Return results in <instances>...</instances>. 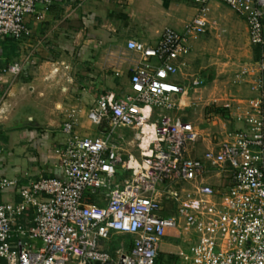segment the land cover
Instances as JSON below:
<instances>
[{"label": "built area", "instance_id": "1", "mask_svg": "<svg viewBox=\"0 0 264 264\" xmlns=\"http://www.w3.org/2000/svg\"><path fill=\"white\" fill-rule=\"evenodd\" d=\"M48 1L0 0V43L27 35L26 18L40 19L37 7ZM191 1L196 14L180 32L164 29L154 45L128 40L138 63L127 92L100 96L87 112L90 124L106 123L98 136L75 135L73 114L62 122L51 158L59 176L20 183L0 174V264H158L159 245L173 232L188 244L179 264H264V0ZM211 1L245 22L261 53L237 76L255 71L253 95L224 105L234 126L191 156L200 135L172 114L183 109L187 87L178 75L190 41L206 31ZM18 72L0 58V78ZM144 126L152 139L130 168L113 134Z\"/></svg>", "mask_w": 264, "mask_h": 264}, {"label": "crops", "instance_id": "2", "mask_svg": "<svg viewBox=\"0 0 264 264\" xmlns=\"http://www.w3.org/2000/svg\"><path fill=\"white\" fill-rule=\"evenodd\" d=\"M188 1L192 6L188 7V10L185 6L186 0H49L48 4L38 6L40 19L26 18L27 35L20 40L5 38L0 43V58L3 62L19 66L18 74H4L0 78V134L7 135L18 130L22 132L21 138H27V141L33 143L40 151L42 145L37 136L40 124H37L32 116L23 124L20 122L11 126L9 122L16 111L17 103L21 100H37L42 105L44 103V106L58 100L64 105L61 108L64 114L63 122L69 115H74L75 135L89 138L92 135L98 136L105 129V124L98 126L97 132L92 130L87 120V112L100 96L119 97L127 92L128 77L137 65L138 58L126 48V43L128 40H136L154 45L164 29L170 28L180 32L184 24L196 14L194 4L191 0ZM207 11H210V15L217 22H224L223 17L226 15L241 22L245 39L251 49V52L248 51L251 57L249 61L252 62L250 65L254 64L255 68L261 50L249 44L245 22L229 8L215 1L207 5ZM196 39L190 41L189 55L183 60L184 65L178 75L180 81H183L180 77L181 71L189 59ZM254 74L255 71L251 76L244 78L245 82L239 86L236 95L225 104L253 95L248 83ZM57 85L63 86V90H54L53 87L56 88ZM183 96L184 104L185 95ZM224 105L228 121L217 125L209 124L205 134L198 132L200 139L193 146L194 149L191 147L189 155H201L210 147L214 133L234 126L229 110L225 109ZM179 112L172 115L176 119L186 121ZM154 119L153 115L151 122ZM60 128L61 125L55 132V143L52 145L61 143ZM150 131L151 128L144 126L139 132V135L144 133L147 136V144L152 139ZM142 141L143 139L138 145L139 151L147 148L142 147ZM2 152L3 148L0 147V153ZM51 158V153L29 158L28 162L36 169L33 171L34 176L24 179L59 176ZM2 162L3 157L0 154V163ZM136 163L139 162L130 160L128 165L132 168L130 164L136 166ZM7 167V164L4 167L0 165L1 175L17 171L16 169L6 172ZM127 174L129 175V171ZM23 181L20 180V183ZM95 202L101 204L98 200ZM170 207L173 211V207ZM175 235L182 238L177 240L174 234L169 233L160 243L158 259L159 253L167 257L173 256L171 248L175 247L178 252L182 250L179 248L184 245L180 242L185 243L186 236L184 233ZM164 244L166 249L162 247Z\"/></svg>", "mask_w": 264, "mask_h": 264}, {"label": "rangeland", "instance_id": "3", "mask_svg": "<svg viewBox=\"0 0 264 264\" xmlns=\"http://www.w3.org/2000/svg\"><path fill=\"white\" fill-rule=\"evenodd\" d=\"M185 3L187 10L188 7H192L190 1L186 0ZM205 18L207 21L206 31L193 42L189 59L181 71L180 77L185 82L187 90L184 98V110L179 112L182 115V119L189 121L202 134L208 132L209 124L214 125L216 123L217 125L228 121L229 118L227 117V112L223 109V105L236 95L239 86H242L241 84L245 82L237 77L240 70L252 63L249 61L251 57L248 53V51L251 52V49L245 39L240 21L233 16L226 15L223 17L226 22H217L210 15V11L205 13ZM60 79H62L61 76ZM193 79L199 82L197 86L192 87L190 85ZM59 86L57 85L53 89L60 92L64 87ZM44 105V103L42 105L37 100H21L17 103L16 111L9 122L11 126L20 122L23 124L25 121L28 122L29 116H32L35 122L40 124L38 128L40 132L37 135L40 138V145H42L40 151L33 143L28 142L27 138H21L22 132L18 130L7 135L4 133L0 134V147L3 148V152L0 153L3 157V162L0 165L2 167L6 166V164L8 165L6 172L17 169L15 173L13 171L5 174L9 179L20 181L34 176L33 171L36 167L31 166L28 159L37 158L38 154L47 156L49 153L51 155L53 153L52 144L55 143V132L64 120V114L61 111L63 104L58 102V100H54L52 104L46 103V106ZM104 124L105 126H103L106 127V123ZM90 128L96 132L98 131L97 126L92 124ZM93 137V135L90 136V138ZM113 137L121 148L120 154L124 164L129 159L141 162L138 145L141 143L142 136L139 135V131L116 128ZM146 140L147 136L143 138V148L147 146ZM130 166L134 167L135 165L130 164ZM24 174L27 176L24 177ZM121 177L129 178V175L124 172ZM172 234L177 240L182 238V236L175 235L176 233L174 232ZM111 243L112 247L115 248L117 239H112ZM180 243L184 246L179 249L186 250L188 244L183 243V241ZM162 247L164 249L167 248L165 244ZM171 250L173 252L171 257L159 253L158 264H179V259L176 257L178 251L175 247L171 248Z\"/></svg>", "mask_w": 264, "mask_h": 264}]
</instances>
